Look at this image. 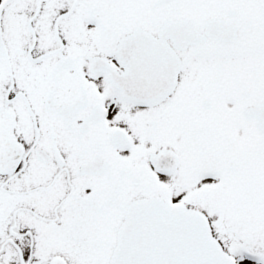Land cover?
Returning a JSON list of instances; mask_svg holds the SVG:
<instances>
[{
    "label": "snow or ice",
    "instance_id": "snow-or-ice-1",
    "mask_svg": "<svg viewBox=\"0 0 264 264\" xmlns=\"http://www.w3.org/2000/svg\"><path fill=\"white\" fill-rule=\"evenodd\" d=\"M0 264H264V0H0Z\"/></svg>",
    "mask_w": 264,
    "mask_h": 264
}]
</instances>
